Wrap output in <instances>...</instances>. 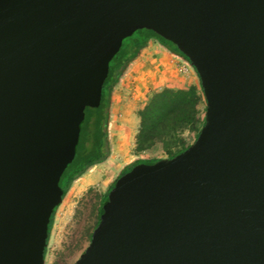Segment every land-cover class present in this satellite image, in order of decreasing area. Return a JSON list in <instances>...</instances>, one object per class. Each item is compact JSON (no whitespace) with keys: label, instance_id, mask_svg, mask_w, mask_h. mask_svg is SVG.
Returning a JSON list of instances; mask_svg holds the SVG:
<instances>
[{"label":"water","instance_id":"water-1","mask_svg":"<svg viewBox=\"0 0 264 264\" xmlns=\"http://www.w3.org/2000/svg\"><path fill=\"white\" fill-rule=\"evenodd\" d=\"M139 30L194 70L203 125L116 178L74 264H264V0H0V264H43L85 109Z\"/></svg>","mask_w":264,"mask_h":264},{"label":"rangeland","instance_id":"rangeland-1","mask_svg":"<svg viewBox=\"0 0 264 264\" xmlns=\"http://www.w3.org/2000/svg\"><path fill=\"white\" fill-rule=\"evenodd\" d=\"M136 37L134 32L125 39L133 40ZM190 87L199 94V81L194 70L155 40L148 41L126 66L111 89L108 103V157L70 184L54 213L43 264H74L83 252L95 227L99 205L106 190L126 167L122 165L123 157L126 156L131 162L169 157L160 144L139 153L134 151L138 112L154 93ZM179 138L182 144L171 147V154L194 141L193 134L188 131L182 132Z\"/></svg>","mask_w":264,"mask_h":264},{"label":"trees","instance_id":"trees-1","mask_svg":"<svg viewBox=\"0 0 264 264\" xmlns=\"http://www.w3.org/2000/svg\"><path fill=\"white\" fill-rule=\"evenodd\" d=\"M135 34L137 35L135 39H124L123 41L133 46L136 49V54L125 67L121 69L114 81L108 80L102 85L99 106L97 108L85 109L84 120L80 124V133L75 149V156L72 162L66 166L59 180L62 198L74 180L83 175L87 169L102 163L108 157L109 146L106 128L111 89L122 75L126 66L136 58L140 51L146 46L147 42L149 40H155L169 53L187 62L185 57L178 52L171 43L161 39L151 31L139 30L136 31ZM200 105H204L200 85L199 94H197L193 87L186 90L164 89L154 93L144 107L138 112L139 125L135 135L134 151L136 153L146 151L155 144H160L164 150L169 153L168 158L183 151L189 145L183 146L175 154L169 152L171 147L176 146L178 143L182 144L179 138L182 132L188 131L193 134L194 139L196 138L203 125L204 107L202 106L203 108H200ZM157 160H136L126 166L118 176L137 163H153ZM114 181L106 190L103 201H105L107 191L112 187ZM103 201L99 205L98 216ZM56 208L57 207L53 209L49 218L46 243L48 241ZM97 222L98 217L96 224Z\"/></svg>","mask_w":264,"mask_h":264},{"label":"crops","instance_id":"crops-1","mask_svg":"<svg viewBox=\"0 0 264 264\" xmlns=\"http://www.w3.org/2000/svg\"><path fill=\"white\" fill-rule=\"evenodd\" d=\"M149 41H152V40H149ZM110 158H112V156H110ZM121 160H123V162H122L123 164L122 165H125V166H128V165H130L132 163L131 160H129V159L126 158V156L123 157Z\"/></svg>","mask_w":264,"mask_h":264}]
</instances>
